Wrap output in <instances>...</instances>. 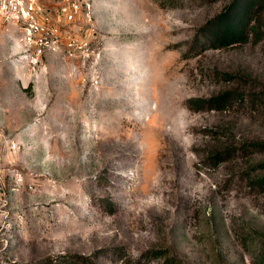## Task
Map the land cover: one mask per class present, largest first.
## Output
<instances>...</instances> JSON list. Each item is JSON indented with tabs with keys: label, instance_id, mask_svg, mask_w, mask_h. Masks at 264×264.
I'll return each mask as SVG.
<instances>
[{
	"label": "rangeland",
	"instance_id": "1",
	"mask_svg": "<svg viewBox=\"0 0 264 264\" xmlns=\"http://www.w3.org/2000/svg\"><path fill=\"white\" fill-rule=\"evenodd\" d=\"M74 1L0 0V264H264V2Z\"/></svg>",
	"mask_w": 264,
	"mask_h": 264
},
{
	"label": "trees",
	"instance_id": "2",
	"mask_svg": "<svg viewBox=\"0 0 264 264\" xmlns=\"http://www.w3.org/2000/svg\"><path fill=\"white\" fill-rule=\"evenodd\" d=\"M258 2L263 3L264 0H232L225 8L213 17L204 26L208 36L205 38L211 41L213 46L220 47L233 44L236 42H244L249 39L250 32L254 28L253 9ZM226 77L231 76L229 73H224ZM237 94L236 90H225L215 96L208 98H193L189 101L191 105L195 101L200 102V107H211L215 109H224L231 105ZM194 106V105H193ZM253 148H263L264 141H250L248 144ZM229 152L224 149L216 150L212 159L214 162L224 160L229 156ZM261 168H264L260 163ZM264 170V169H263ZM259 186L264 189V173L256 175Z\"/></svg>",
	"mask_w": 264,
	"mask_h": 264
},
{
	"label": "built area",
	"instance_id": "3",
	"mask_svg": "<svg viewBox=\"0 0 264 264\" xmlns=\"http://www.w3.org/2000/svg\"><path fill=\"white\" fill-rule=\"evenodd\" d=\"M61 10L64 12L65 16L72 18L78 10V4L74 0H64V5ZM40 27L38 23L34 20L33 14L30 15V20L24 26V31L28 36L35 35L36 32L40 31ZM35 42L38 45V52H41L43 47L45 46L44 40L39 37L38 39L34 38ZM39 41V42H38ZM72 44V43H70Z\"/></svg>",
	"mask_w": 264,
	"mask_h": 264
}]
</instances>
